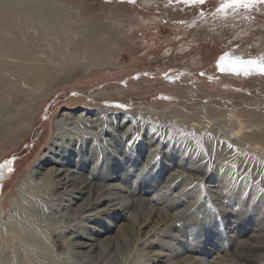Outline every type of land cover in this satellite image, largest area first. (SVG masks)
Wrapping results in <instances>:
<instances>
[{"label": "rangeland", "instance_id": "rangeland-1", "mask_svg": "<svg viewBox=\"0 0 264 264\" xmlns=\"http://www.w3.org/2000/svg\"><path fill=\"white\" fill-rule=\"evenodd\" d=\"M229 2L0 0V19H11L18 28L29 24L37 33L56 22L47 51L51 64L62 67L54 86L34 100L16 102L0 84V99L41 105L30 128L0 129V208L33 171L63 113L76 117L87 107L108 109L114 136L100 138L113 149L116 134L136 126L124 142L131 174L116 183L133 192V200L147 199L146 205H131L128 194L119 192L99 207L112 204L118 213L88 222L80 217L96 212H82L78 222L85 236L77 238L71 225L47 235L45 263L77 264L74 242L107 245L135 229L156 243L130 252L138 239L131 232L130 243L122 244L133 259L147 260L153 253L163 255L159 264H264V249H248L264 245L259 237L264 236V74L246 76L241 63L264 57V3L219 11ZM82 45L92 51L76 53ZM73 53L82 59L56 61ZM122 120L127 127L118 129ZM114 159L117 172L123 153ZM145 164L148 177L137 180ZM53 199L68 196L59 190ZM141 210L152 219L147 227L131 220ZM64 220L52 223L66 226ZM239 252L259 261L244 263L236 258Z\"/></svg>", "mask_w": 264, "mask_h": 264}, {"label": "bare ground", "instance_id": "bare-ground-1", "mask_svg": "<svg viewBox=\"0 0 264 264\" xmlns=\"http://www.w3.org/2000/svg\"><path fill=\"white\" fill-rule=\"evenodd\" d=\"M55 28L56 22H53L51 28L43 26L40 32L34 33L29 24L18 28L13 25L11 19H0V84L9 93L18 97L15 98L16 102L22 99L30 101L40 90L50 85L54 86V81L57 80L56 73L60 71L61 66L51 64L47 47L54 43L51 35L56 33ZM81 48V50L77 49L76 53L87 54L92 51V47L87 45H82ZM56 58L59 63H69V59L73 62L78 58L82 59V56L73 53L70 58L63 56H56ZM15 101L7 98L0 99V129L4 128V132L9 130L12 132L13 127L21 131L27 127L30 128L38 117L37 109L39 106L41 108L38 102L33 105V108H29L27 104H16ZM109 115L108 109L87 107L76 117L63 113L61 119L56 122L54 137L46 151L38 158L33 171L22 179L20 185L14 190V195L5 202L4 207L0 208V264H47L44 261L49 258L45 251L47 235H58L71 225L76 227L77 238L84 237V234H80L83 230L79 229L82 227L78 222L80 214L95 211L94 214L80 217L92 222L107 212L118 213L119 211H115L117 207L112 204L101 211L99 207L111 203L119 192L128 194L131 205H139L142 209L146 205L147 199L133 200L130 197L133 192L127 191L121 187V184L116 183L127 181L131 174V168L126 166L130 158L129 150L126 149L129 148L124 142L126 135L128 136L136 126H129L121 136L116 134L113 140L118 141V147L113 149L112 144L100 138V134L114 136L113 123L115 122H113L114 118L108 119ZM115 126L118 129H124L127 127V121L117 122ZM141 127V124L138 125V133L142 131ZM2 132L0 131V135ZM119 152L123 153L124 165H121V160L117 162L121 171L115 172L114 158ZM46 168L48 169L46 173H42ZM148 170L145 164L141 172L135 175L137 180L143 181V177L147 179ZM59 190H62L68 199L61 202L54 200L53 196ZM84 196L87 197L84 198ZM80 200L83 203L79 204ZM154 211L153 208L150 214ZM11 212L17 214V218L10 216ZM144 212L141 210L132 217L131 220L135 226L137 221L139 227L141 225L147 227L149 223H152L150 214L146 215ZM59 218L65 219L66 226L59 222L56 225L52 223ZM67 220L76 222L72 225L70 222H65ZM158 224H154L152 231L158 227ZM131 232L132 235L138 234V239L134 240L135 246L133 250H129L130 252L136 251L135 247L138 252H143L145 248L139 249L138 246H153L156 243L149 239V233L146 236L148 241L140 238V231L135 229L123 233L124 236L120 238V241L114 239L111 243L113 238L109 237L110 243L107 245L100 242L96 244L95 240H89L93 243L74 242L76 252L73 255L79 259L77 264H159L163 261L161 260L164 258L163 255L153 253L147 254V260L130 258V252H125L127 250L124 249L122 241L130 243ZM155 232L158 233V231ZM161 235L165 236V234ZM259 237L264 238L262 235ZM260 243L262 242L253 244L248 249H264V245ZM86 250L88 252H85ZM93 253L96 256H92ZM236 258L244 263L259 261V257L256 258L247 252H239Z\"/></svg>", "mask_w": 264, "mask_h": 264}, {"label": "snow or ice", "instance_id": "snow-or-ice-1", "mask_svg": "<svg viewBox=\"0 0 264 264\" xmlns=\"http://www.w3.org/2000/svg\"><path fill=\"white\" fill-rule=\"evenodd\" d=\"M184 2H189V0H184ZM191 3L196 4H204L206 0H190ZM256 3H264V0H230L229 3H224L219 11L224 12L228 8H236V7H248L249 5H254ZM245 63L246 67L244 70V75H249L252 71H255L256 74H264V57L259 60H248Z\"/></svg>", "mask_w": 264, "mask_h": 264}]
</instances>
